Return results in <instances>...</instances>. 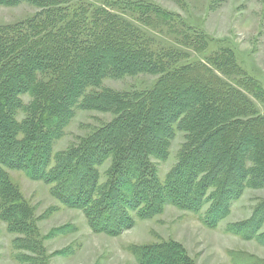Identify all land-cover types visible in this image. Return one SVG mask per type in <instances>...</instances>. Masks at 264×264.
I'll return each mask as SVG.
<instances>
[{
  "label": "trees",
  "instance_id": "obj_1",
  "mask_svg": "<svg viewBox=\"0 0 264 264\" xmlns=\"http://www.w3.org/2000/svg\"><path fill=\"white\" fill-rule=\"evenodd\" d=\"M21 4L40 11L0 26V217L10 233L33 231L32 211L7 170L52 186V195L82 211L94 233L109 236L133 228L134 215L152 219L167 206L194 214L206 207L203 224L215 228L246 189L264 188V117L240 90L252 83L233 51H222L211 63L191 62L185 50L154 49L151 37L112 9L73 7L75 0H0L4 7ZM106 5L123 14L133 8L132 13L146 15L138 21L147 27L181 20L182 30L171 28L184 36L181 45L197 54L206 51V37L191 38L179 16L142 4ZM138 75L159 78L142 91H95L107 78ZM25 96L31 98L28 105ZM77 110L114 118L54 155L51 167L54 144ZM19 112L25 114L22 122ZM177 132L185 133V143L161 183L153 161L168 158ZM109 160L101 184L98 169ZM263 224L264 201L251 220L228 232L264 246V231L258 235ZM134 255L138 264H193L174 242L142 246ZM20 262L35 264L24 257Z\"/></svg>",
  "mask_w": 264,
  "mask_h": 264
},
{
  "label": "rangeland",
  "instance_id": "obj_2",
  "mask_svg": "<svg viewBox=\"0 0 264 264\" xmlns=\"http://www.w3.org/2000/svg\"><path fill=\"white\" fill-rule=\"evenodd\" d=\"M106 3L117 4L116 7L142 4L179 16L191 28V38L200 34L206 37V51L197 54L181 45L179 39L183 40L184 36L171 31V28L182 30L181 20L169 26L147 27L139 22L140 18L146 19V15L132 13L133 8L123 14ZM77 5L112 9L113 13L151 37L155 41L154 49L175 47L185 50L191 54V62L211 63L222 51H233L238 68L252 83V87L248 85L240 90L254 104L259 116L264 117V0H75L73 7ZM39 11L29 4L0 6V26L24 22ZM210 67L222 78L235 83L233 78L221 75L217 67L211 64ZM158 78L152 75L107 78L95 91H142L150 89ZM254 85L260 89V97H256ZM22 101L28 105L31 98L25 96ZM24 118L25 114L19 112L17 120L22 122ZM113 118L111 114L77 110L62 138L54 144L51 167L55 163L54 155L77 145ZM184 143L185 133L177 132L171 141L168 158L153 161L161 183L177 164ZM111 163L109 160L98 169L101 184L106 181ZM7 174L32 211L33 232L29 235L10 233L7 223L0 217V264H22L20 257L31 259L35 264H138L134 255L137 248L168 242L180 245L193 264H264V246L256 239L248 240L228 232L231 225L251 220L258 205L264 201V188L246 189L231 205L228 216L215 228L203 224L206 207L202 213L194 214L167 206L152 219L140 220L134 215L133 228L119 236H109L94 233L82 211L63 205L52 195V186L31 180L21 171L7 170ZM263 231L264 224L258 235ZM28 242L31 250L26 247Z\"/></svg>",
  "mask_w": 264,
  "mask_h": 264
}]
</instances>
